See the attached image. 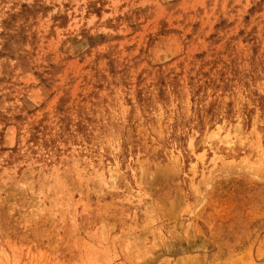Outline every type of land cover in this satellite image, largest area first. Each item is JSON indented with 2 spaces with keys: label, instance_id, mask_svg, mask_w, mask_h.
I'll return each instance as SVG.
<instances>
[{
  "label": "rangeland",
  "instance_id": "rangeland-1",
  "mask_svg": "<svg viewBox=\"0 0 264 264\" xmlns=\"http://www.w3.org/2000/svg\"><path fill=\"white\" fill-rule=\"evenodd\" d=\"M259 101L264 0H0V264H264V152L214 134L207 167L170 155L204 147L209 107ZM97 123L122 166L107 182L67 153Z\"/></svg>",
  "mask_w": 264,
  "mask_h": 264
},
{
  "label": "bare ground",
  "instance_id": "bare-ground-1",
  "mask_svg": "<svg viewBox=\"0 0 264 264\" xmlns=\"http://www.w3.org/2000/svg\"><path fill=\"white\" fill-rule=\"evenodd\" d=\"M224 108H225V106H223V105H221L220 108H218L216 106H212L211 108L210 107L208 108V112H206V115H208L207 117L210 120L209 125L211 128L209 130V134H207L208 137L205 140V145L203 148L196 150V147L193 146V143L190 139L186 142V144H183V145H181V144L179 145V143L177 144L178 145L176 148V150H178L177 155L176 154H170V155L173 156V157H171L172 159L177 158V162L179 163V165L181 167H183L184 169L190 168V163H191L192 167H196V165H197L198 169H200L201 167L202 168L207 167L209 154H210V157L219 155L216 149H212L208 145V144H211V142H210L211 137L214 134H216V137H218L220 135L219 141L221 143H223V145H222L223 148L227 147L230 144L232 146L233 141L237 142L238 140H240V141L244 140L245 142L251 144V150H249V149L246 150L247 151L246 152L247 154H245L246 156L256 155V152L259 154L260 151H261V153L264 152V101H259V103L256 102V104H254V106L252 107V110L249 109L248 112L246 114H243V115H241V111H236V110L230 111V110H227ZM211 120H216L218 122V124H215V122L214 121L212 122ZM216 125H218V129H222L221 133H219V131L216 130V128H214V126H216ZM95 127H97L95 130L94 129H88L87 134L78 133L77 131L70 132L69 134H70L71 138L73 139V145L70 144L69 148L67 149L68 150L67 153H69L71 156H79L81 158V161L85 165L79 166L78 168L89 170V171L95 173L96 175H98L102 180L107 182L108 181L107 178H108L109 173H111V175L113 174L114 176L119 177L118 173H120V169L122 166H121V162L119 160H117V158L115 156L114 149L111 148V145H110V141L112 139L113 133L110 131V129L108 127H104L103 129H101V126L98 123L95 125ZM204 129H206V128H204ZM240 134H241V136H239ZM259 147H260V149L257 151V149ZM185 149H187V151H184ZM220 150L223 151L222 148H220ZM25 152L26 153L21 157H17L16 159L12 158L13 161H11V163L17 162L18 160H21V159L22 160L32 159L35 161L43 160L44 164L42 166H44V167H41V168H45L46 166L50 165L51 162H53L55 160L54 158L56 156V151H55L54 147L46 148V149H40L36 153H33L29 150H27ZM111 153L114 155L115 159L111 156ZM171 158H170L171 161L167 160L163 164L156 166V167H159L161 169V171H163L162 172V178H164L166 182H170L169 180H167V177L165 176V174H167L166 171L168 170V168L172 169V167L169 165L172 162ZM241 159H242V157L240 158L239 162L230 163V164L231 165L235 164V165L239 166L240 161L242 162ZM232 160H233V158H232ZM221 161L224 162L223 159ZM223 162H222V165L220 166V168L222 167V171H223V168L226 166L225 163L228 164L227 163L228 160L225 161L224 164H223ZM231 162H233V161H231ZM140 163H141V161H140ZM192 163H193V165H192ZM235 165H233L232 167H234ZM228 166H230V165L228 164ZM244 167L245 166H241L240 168H243V171H244ZM226 168L229 169V167H226ZM234 168H231V169L233 170ZM240 168H238L236 166L235 171L234 170L233 171L234 172L240 171V173H241L242 171L240 170ZM260 168L262 170V167H260ZM218 169L215 171H218ZM142 170H143V168L141 169V166H140V171L143 172ZM189 170H191V169H189ZM247 170H248V168H247ZM225 171H226V169L224 170V172ZM149 172H151V171H148V173ZM227 172L228 171H226V173ZM229 172H231V170H229ZM245 173H246V171L244 173L242 172L241 174H245ZM250 173L254 174L252 172H250ZM141 174H142V176L145 175V173H141ZM156 174L161 176V173H159V172ZM219 174L222 175V172H220ZM228 174H230V173H228ZM151 175H152V173H151ZM151 175L147 174L148 177ZM153 175H155V174L153 173ZM153 175H152V177H153ZM231 175H233L232 172L229 176H231ZM149 178H150V180L153 179V181H155L154 177L153 178L149 177ZM143 179H144V177H143ZM204 180H206V179H204ZM141 182H144V181H142V179H141ZM185 183H187V181H185ZM151 184H154V183H151ZM206 185H204V186H206ZM199 186L201 189L202 188L201 185H199ZM98 188H99V186H98ZM129 189H130L131 193L135 192L134 190H131V189H133L131 186ZM215 193H217V192H215ZM139 195H141V194L135 193L134 196L139 198ZM180 195H182V194H180ZM134 196H133V194H129L128 200L132 201ZM201 197L203 198V196H201ZM180 198H181V196H180ZM202 198H201V201H204V199L202 200ZM141 199H144L147 202V204L149 203L148 199L146 197L145 198L141 197ZM200 203H198V205ZM173 209H176L175 205H174ZM192 209H194V208H192ZM199 211H202V210H199ZM167 213H168V211H167ZM191 221H192V219H191ZM102 238H104V237H102ZM135 238H136V236H135ZM263 248H264V246H263ZM104 251L106 252L105 249H104ZM220 254H221V252H220ZM244 254L248 255V253H245V250H244ZM237 255L238 254H231L230 256L227 257L226 252H225L224 259H222L219 262H220V264H247V262H243L244 260H242L245 258L243 254H240L238 256ZM104 256H99V257L104 258ZM106 258H108V257H106ZM100 260L101 259L99 258V261Z\"/></svg>",
  "mask_w": 264,
  "mask_h": 264
}]
</instances>
